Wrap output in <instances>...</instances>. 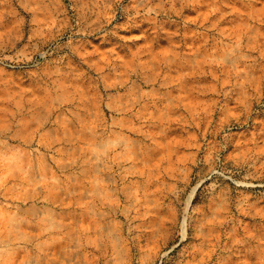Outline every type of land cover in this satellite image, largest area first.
Here are the masks:
<instances>
[{
  "label": "rangeland",
  "instance_id": "374dc122",
  "mask_svg": "<svg viewBox=\"0 0 264 264\" xmlns=\"http://www.w3.org/2000/svg\"><path fill=\"white\" fill-rule=\"evenodd\" d=\"M0 264H264V0H0Z\"/></svg>",
  "mask_w": 264,
  "mask_h": 264
}]
</instances>
